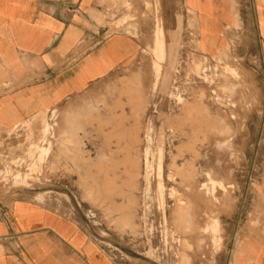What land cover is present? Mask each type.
<instances>
[{
    "label": "rangeland",
    "instance_id": "rangeland-1",
    "mask_svg": "<svg viewBox=\"0 0 264 264\" xmlns=\"http://www.w3.org/2000/svg\"><path fill=\"white\" fill-rule=\"evenodd\" d=\"M120 7L109 26L141 39L136 60L0 128V205L23 198L64 213L119 264H229L246 216L253 226L261 215L244 212L259 210L264 153L250 148L261 134L245 132L256 104L250 63L234 51L208 57L186 46L182 6ZM159 25L165 58L156 75Z\"/></svg>",
    "mask_w": 264,
    "mask_h": 264
},
{
    "label": "crops",
    "instance_id": "crops-1",
    "mask_svg": "<svg viewBox=\"0 0 264 264\" xmlns=\"http://www.w3.org/2000/svg\"><path fill=\"white\" fill-rule=\"evenodd\" d=\"M119 1L0 0V128L59 106L136 60L141 39L109 26L122 12ZM158 1L171 12L182 6L184 44L199 54H245L246 80L256 92L245 132L261 134L250 148L264 149V0ZM171 24L176 29L177 20ZM163 52L165 58L164 30ZM261 166L259 210L244 211L261 215L253 226L246 216L229 264H264V153ZM0 264L119 263L77 220L20 198L0 205Z\"/></svg>",
    "mask_w": 264,
    "mask_h": 264
},
{
    "label": "bare ground",
    "instance_id": "bare-ground-1",
    "mask_svg": "<svg viewBox=\"0 0 264 264\" xmlns=\"http://www.w3.org/2000/svg\"><path fill=\"white\" fill-rule=\"evenodd\" d=\"M151 48V47H150ZM152 53L155 57V62H153V68L155 70L156 75L159 74V70L161 67V62L164 59V52H163V30L159 26H157L156 31L153 37V45H152ZM154 61V60H153Z\"/></svg>",
    "mask_w": 264,
    "mask_h": 264
}]
</instances>
